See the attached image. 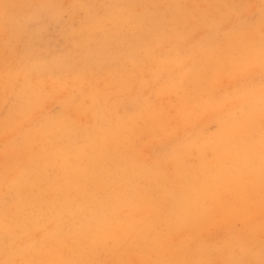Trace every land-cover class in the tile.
<instances>
[{
  "label": "rangeland",
  "instance_id": "1",
  "mask_svg": "<svg viewBox=\"0 0 264 264\" xmlns=\"http://www.w3.org/2000/svg\"><path fill=\"white\" fill-rule=\"evenodd\" d=\"M0 264H264V0H0Z\"/></svg>",
  "mask_w": 264,
  "mask_h": 264
}]
</instances>
